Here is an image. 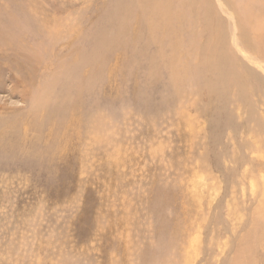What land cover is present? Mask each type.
<instances>
[{"label": "rangeland", "instance_id": "obj_1", "mask_svg": "<svg viewBox=\"0 0 264 264\" xmlns=\"http://www.w3.org/2000/svg\"><path fill=\"white\" fill-rule=\"evenodd\" d=\"M133 1L0 0V264H264V0Z\"/></svg>", "mask_w": 264, "mask_h": 264}, {"label": "bare ground", "instance_id": "obj_2", "mask_svg": "<svg viewBox=\"0 0 264 264\" xmlns=\"http://www.w3.org/2000/svg\"><path fill=\"white\" fill-rule=\"evenodd\" d=\"M137 1L138 0H134L129 7H127V5H125L124 16L122 17V18H124V20H126V18H127V16L125 15L126 13H127V15L134 16L135 18H137V20H139L143 14H146V13L143 12V10L137 11L135 8H133V7H135L134 3L137 2ZM248 2H249V0H248ZM249 5H251V4H249ZM145 7L147 9H149V12L147 14V19H146V24L148 25L149 29L151 31H155L156 29L161 27V30L164 31V28L169 23V16H167V14H168V11H167L168 2L166 0H147ZM132 10H134V11H132ZM152 14L153 15L156 14L157 16H152ZM248 17H249V21H250V23L252 25L253 32H254V34L256 36L255 39H256L257 45H258V47L261 48L260 50L263 51L262 49H264V32H263V29H262L263 28L262 27L263 22L260 20L261 16L260 15L259 16H255L253 14V12H249ZM0 27H1L0 30L2 31V26H0ZM250 28H251V26H250ZM0 37H2V36L0 35ZM252 37H254V35ZM252 39H254V38H252ZM263 55H264V53H263ZM40 97H41V95H40ZM99 127H97V128H99ZM262 207H264V205H262L261 208ZM261 212H262V210H261ZM245 258H249L250 260H244L243 259L242 261H240L239 264H255V261L252 260L251 254H249ZM238 259H242V258H238Z\"/></svg>", "mask_w": 264, "mask_h": 264}]
</instances>
